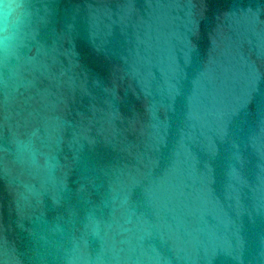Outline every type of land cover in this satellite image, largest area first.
<instances>
[{
  "label": "water",
  "instance_id": "water-1",
  "mask_svg": "<svg viewBox=\"0 0 264 264\" xmlns=\"http://www.w3.org/2000/svg\"><path fill=\"white\" fill-rule=\"evenodd\" d=\"M19 3L0 264H264V0Z\"/></svg>",
  "mask_w": 264,
  "mask_h": 264
},
{
  "label": "clouds",
  "instance_id": "clouds-1",
  "mask_svg": "<svg viewBox=\"0 0 264 264\" xmlns=\"http://www.w3.org/2000/svg\"><path fill=\"white\" fill-rule=\"evenodd\" d=\"M21 17L19 0H0V47H8L14 41Z\"/></svg>",
  "mask_w": 264,
  "mask_h": 264
}]
</instances>
